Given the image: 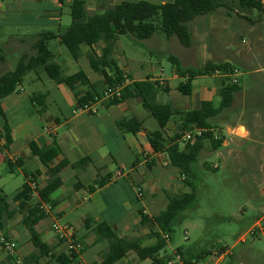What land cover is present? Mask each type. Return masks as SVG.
Segmentation results:
<instances>
[{
    "label": "crops",
    "instance_id": "obj_1",
    "mask_svg": "<svg viewBox=\"0 0 264 264\" xmlns=\"http://www.w3.org/2000/svg\"><path fill=\"white\" fill-rule=\"evenodd\" d=\"M84 1L88 13L92 14L106 5L117 3L118 0H111L109 3L104 0ZM147 1L164 3L173 0ZM72 2L73 0H0V44L3 48L2 57H0V76L16 68V66L11 68L10 60L18 63L24 55H35L34 45L42 34L46 32L59 34L70 26ZM261 12L263 13L256 17L253 11L245 12V10H239L237 6L232 13L223 14L221 19L216 17V12L213 15L200 16L194 23V31L200 35L201 40H204L217 33V25L225 18L236 16L239 20H247L250 23L252 47L238 54L241 55L239 62L245 68L251 69L253 73L261 74L264 72V10ZM54 40L61 44L60 38ZM52 44L53 40L50 46ZM258 45H263V47L258 49ZM103 47L102 42L93 47L83 46L82 56L78 60L72 57L77 66L83 60L85 65L83 63L82 67L80 65V68L77 67L71 72H65L57 59V54L54 53L53 60L61 66L63 76L83 70L92 83L100 84L99 87L102 86L100 92L102 96L96 97L89 109H84L80 105L75 91L67 84L56 82L48 74L46 76L39 72L38 69L28 72L16 90L0 101V165H7L8 174L22 172L26 178L24 169L31 173L38 171L36 183L43 187L49 179V168L63 161L68 162L60 173L63 180L62 185L51 194L56 205L50 207L47 217L37 224L42 240L52 247L54 256H47L38 264H62L56 258L57 256L62 254L72 256L66 243L53 232L52 225L44 223L48 220L53 222L65 220L70 223L75 231L76 239L82 244L81 250L77 253V260L68 264H95L102 260L109 243L107 240L97 239L94 228L101 222L109 224L119 237H140L144 245H153L156 238L152 237V230H157V227L151 222L144 225L142 223L143 214L150 218L157 215L166 207L167 193L172 194L183 189L181 184L184 182L180 169L171 164L165 152H155L147 138V132L158 130L159 124L143 107L142 99L131 98L109 107L105 104L107 88L102 83L103 76L92 69L88 60V55L92 51L100 55ZM211 63H228L234 67L235 71L238 70L230 61L216 63L212 60H207L201 67L196 68H204ZM118 65L125 77L130 75L132 78L128 79L125 85L148 78L153 81L158 80L162 86L156 91L158 101L171 104L174 109L181 111L199 109L203 101L213 103L219 101L216 100V95H220V89L211 88L206 84L198 85L197 82L210 75L222 76L223 80L225 78L220 71L195 76L192 78V93L184 95L186 98L175 97L172 100L169 98L173 92L169 78L163 75L151 76L149 70L143 65L133 67L127 58L121 65L119 63ZM31 72L33 75L30 74ZM173 78H180L181 82L188 79V77H180L176 70ZM255 87L252 95L241 87L240 91L235 94L230 109L239 115H245L246 108L252 106L253 113L249 111V114L254 117L255 123L261 125L259 128L264 129V86ZM166 88L169 90L166 91ZM77 91L83 95L87 87L77 84ZM39 94H44V99L38 96V99L34 100L35 95ZM133 117L142 121L144 128L137 134L121 131L117 121ZM229 117L228 114L223 115L222 112L213 120V130L220 129V120L221 122L229 120ZM178 123V119H175L167 124L165 127L167 136L175 133ZM6 126L10 127L12 135V143L8 147H6L7 142L4 136ZM241 128L244 129V133H240ZM235 132L242 139L249 138V131L243 124ZM220 138L223 139L222 145L231 146L232 142L227 141L223 134ZM255 141L259 142L257 139ZM31 142H35L41 149L58 145L61 152L49 165H45L38 156L32 153ZM181 146L183 147L184 144ZM233 151L235 149H231L230 153ZM238 154L241 155L242 151ZM88 157L90 160L87 163L73 167L74 163ZM7 161H10L11 165H8ZM204 165L207 166V162H204ZM216 165L212 167L219 168V165ZM32 166L36 168L32 169ZM102 177H109V181L102 186L96 185L95 189L91 190L90 187L95 181ZM2 179L3 177L0 178V182ZM0 185V189L7 194L10 203L16 206L17 203H14L13 199L21 188L7 193L5 185L2 183ZM138 188L144 192L142 198L138 196ZM244 209L241 207L240 210ZM259 209L263 213L264 205H260ZM22 217V213L17 214L14 220L8 221L4 229V232L17 243V251L15 259L9 261L7 252L0 245V263L2 264H17L18 259H22L35 250L30 234L21 222ZM263 219L264 215L259 216L253 226L234 242V248L239 243L244 244L238 250L240 259L248 261L253 248L245 245L246 235L251 233L255 226L260 225ZM49 221L48 224H50ZM49 231L54 237L47 240L45 235ZM185 237H183L184 240H190V237L188 239ZM233 247L229 248L227 244L216 247L214 241L211 242L203 237L185 245L180 236L173 235L171 240L167 241L166 249L159 256L166 254L173 257L171 260H175V254L179 253L182 261L175 260L174 264H224L227 256L236 254L232 252ZM114 264H153V260L150 258L141 260L134 251H130ZM240 264L244 263L240 262Z\"/></svg>",
    "mask_w": 264,
    "mask_h": 264
},
{
    "label": "trees",
    "instance_id": "obj_2",
    "mask_svg": "<svg viewBox=\"0 0 264 264\" xmlns=\"http://www.w3.org/2000/svg\"><path fill=\"white\" fill-rule=\"evenodd\" d=\"M104 1L111 2V0ZM238 4L245 12L255 9L264 10V0H238ZM222 6V0H173L164 3H154L147 0H122L106 5L99 11L90 14L85 7L84 0H73L70 5L72 18L70 26L59 34L52 32L42 34L34 45L36 54L24 55L14 70L0 76V101L16 90L28 72L42 67L56 82L65 83L75 91L82 107L90 105L91 102H95L96 97L102 96V93L98 91L100 84L92 83L83 70L63 76L61 66L53 60L54 53L50 49L52 40L60 38V42L68 48L76 60L82 56L83 46L93 47L100 42L104 43L102 53L99 55L92 51L88 55V60L92 69L103 76V85L106 88L115 87L125 83L128 79H132L130 75L124 76V72L120 69L114 55L121 36L130 35L136 40H146L160 30L166 38L176 36L183 46L190 47L193 39L189 23L199 16L215 12ZM159 15L162 16V25L160 26L154 23V19ZM2 53L3 48L0 44V57H2ZM170 59L177 74L180 77H188L178 87L183 95L192 93V78L195 76L214 74V72L220 71L225 76L220 89V104L216 106L212 101H203L201 107L196 110L181 111L174 109L171 104L158 101L156 91L162 86L158 80L153 81L150 78L126 84L120 97H109L105 104L109 107L131 98L142 99L143 107L151 113L159 124L158 130L147 132L149 142L155 152H165L171 164L180 169L184 185L189 187L190 191L179 194L167 193L166 207L152 218L142 213L144 225L151 222L157 227V230H152V237L156 238L153 245H144L143 239L140 237H119L106 222L97 224L94 228L97 239L107 240L109 246L103 254L102 260L95 264H114L130 251H134L141 260L150 258L153 260V264H168L169 260L173 258L172 256L166 254L162 257L159 256L167 246V241L162 233H168L170 237L175 235L176 227L181 224L184 212L196 207L198 203L199 175L195 171V164L205 147V141L210 139L213 149H218L223 143V139L215 137L213 120L232 106L235 94L241 89L238 82L232 81L231 75L235 73L234 67L228 63H211L204 68H186L181 65L178 57L171 55ZM77 84L87 87V91L83 95L77 91ZM168 90L166 88V91ZM38 96L44 99V94H39L35 95L34 100H37ZM175 119H178L179 122L177 129L172 136H167L165 127L171 120ZM117 125L121 131L134 134L144 128L143 122L135 117L122 118L117 121ZM194 127L202 128L205 132L194 140L184 142L185 132ZM4 136L7 142L6 147H8L12 143L10 127H5ZM31 149L32 153L38 156L45 165H49L61 152L58 145L41 149L35 142H31ZM89 160V157L84 158L74 163L73 167L85 164ZM7 163L11 165L10 161ZM67 165L68 162L63 161L49 168L47 184L40 187L36 183L37 196H33L34 189L31 182H36L39 172L31 173L24 169L25 182L13 199L14 203H17L16 206L10 203L7 194L0 189V227L4 230L8 221L22 213L21 222L29 231L30 240L35 248L32 253L22 258L23 264H38L41 259L54 256L52 247L42 240L37 224L47 217L42 206L54 207L56 205L51 194L62 185L63 180L60 173ZM206 167L210 168L209 165ZM108 181L109 177H102L95 181L90 188L93 190L96 185L102 186ZM71 255L68 257L62 254L56 258L62 264H68L78 258L76 252ZM7 259L13 261L15 257L8 256Z\"/></svg>",
    "mask_w": 264,
    "mask_h": 264
},
{
    "label": "rangeland",
    "instance_id": "obj_3",
    "mask_svg": "<svg viewBox=\"0 0 264 264\" xmlns=\"http://www.w3.org/2000/svg\"><path fill=\"white\" fill-rule=\"evenodd\" d=\"M222 4L223 6L216 10V13L213 12L209 15L215 13L216 17L221 19L223 14L232 13V10L234 11L239 6L238 0H222ZM239 10L243 9L239 6ZM253 13L258 17L263 12L255 9ZM197 20L194 19L189 23L193 39L191 47L183 46L176 36L166 38L160 30L146 40H136L130 35L121 36L114 54L117 62L121 65L127 58L133 67L143 65L149 70L151 76L163 75V77L169 78V84L173 90L169 98L172 100L175 97L185 96L178 90L182 79L173 78L175 68L170 59L171 55L178 57L182 66L186 68L201 67L207 60L216 63L230 61L238 68L237 75L233 78L236 77L239 80V85L249 95H252L255 86H264V72L253 73L251 69L245 68L239 62L241 55L238 54L252 47V38L249 32L250 23L247 20H239L236 16L225 18L216 27L219 35L215 33L214 36L204 40H201L200 35L194 31V23ZM226 21L229 23H225ZM154 23L158 26L162 25V16L156 17ZM263 45H258V49H261ZM50 49L57 54V59L65 72L80 68L83 63L85 65L83 60L77 66L68 48L56 40H53ZM9 62L11 68H15L17 61L10 60ZM38 71L47 76L42 67L38 68ZM30 74L33 75L32 72ZM223 81L222 76L210 75L198 81L197 84H206L211 88L221 89ZM101 90L102 86L98 87V91L101 92ZM216 100H219L214 101L218 106L221 100L219 94L216 95ZM249 111L253 113L252 106L246 108L245 115H239L230 108L223 111V115L230 116L229 120L222 122L220 120V129H217L215 133L220 137L223 134L227 141L232 142L231 146L221 145L218 149H213L211 140L205 141V147L195 164V171L199 175L198 203L196 207L184 212L181 224L176 227L175 235L180 236L185 245L203 237L211 242L214 241L216 247L227 244L231 248L234 242L253 226L255 220L264 215V211L261 213V209H259L260 205H264V129L259 128L261 125L254 122V117L249 114ZM241 124L245 125L249 131L247 139H242L235 132ZM228 127H230L229 130ZM240 133H244L243 128L240 129ZM255 139L259 142H256ZM231 149H235V151L230 153ZM237 151H242V154L239 155ZM204 162H207L210 168L206 167ZM216 164L219 165V168L215 169L212 166ZM6 167V164L0 165V178L3 177L0 183L5 185L7 193L19 190L25 181L24 174L22 172L8 174ZM31 168L35 169L36 167L32 166ZM181 185L183 189L172 194L190 191L189 187ZM241 207L243 209L245 207V209L241 211ZM48 221H44V223L49 226L53 224V221H49L50 224ZM59 222L66 221L59 220ZM25 229L29 234L27 228ZM185 230H187L190 240L183 239L186 236ZM253 231L254 233L246 235L245 245L253 248L248 261L239 258L238 250L244 245L239 243L238 246L233 247L232 252L236 254L227 256L224 264L264 263V219L260 225L253 228ZM53 237V233L50 231L45 235L47 240ZM219 239L222 240L219 241Z\"/></svg>",
    "mask_w": 264,
    "mask_h": 264
},
{
    "label": "built area",
    "instance_id": "obj_4",
    "mask_svg": "<svg viewBox=\"0 0 264 264\" xmlns=\"http://www.w3.org/2000/svg\"><path fill=\"white\" fill-rule=\"evenodd\" d=\"M237 75V71H235L234 74L231 75L232 81L234 83L238 82V79L236 77L233 78V76ZM164 83V82H162ZM125 86V83L121 85H117L115 87H108L106 92H105V97L108 99L109 97H120L121 96V91L123 87ZM84 109H89L90 105H86L83 107ZM205 132L204 129L202 128H191L185 132V135L183 136V141H191L196 139L198 136H201ZM216 138H220V136L215 135ZM31 186L34 189L33 196H37V191H36V182L32 181ZM144 195V192L141 188H138V196L142 198ZM42 208L48 212L50 206L49 205H43ZM52 230L55 233V235L62 241L66 243L68 246V251L70 254L73 252L78 253L81 248L82 244L76 239L75 237V231L73 229V226L68 223V222H59L54 221L52 224ZM251 233H254V231H251ZM163 237L165 238L166 241H170L171 237L168 233H162ZM186 239H188V232L186 231ZM0 245L5 249L7 252L8 256H13L15 257L16 251H17V243L9 237L4 230L0 227ZM175 260L181 262L182 261V256L179 253L175 254ZM175 260H169L168 264H174ZM17 264H23L22 259H18Z\"/></svg>",
    "mask_w": 264,
    "mask_h": 264
}]
</instances>
